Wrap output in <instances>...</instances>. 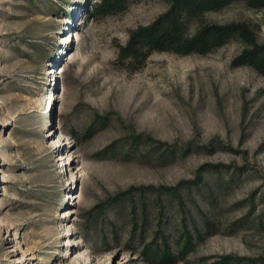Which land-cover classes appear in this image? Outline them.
<instances>
[{"label": "rangeland", "instance_id": "1", "mask_svg": "<svg viewBox=\"0 0 264 264\" xmlns=\"http://www.w3.org/2000/svg\"><path fill=\"white\" fill-rule=\"evenodd\" d=\"M171 0H0V264H264V74L118 58ZM264 42V6L231 0ZM197 26L193 19L189 30Z\"/></svg>", "mask_w": 264, "mask_h": 264}, {"label": "trees", "instance_id": "2", "mask_svg": "<svg viewBox=\"0 0 264 264\" xmlns=\"http://www.w3.org/2000/svg\"><path fill=\"white\" fill-rule=\"evenodd\" d=\"M231 0H171L169 7L151 23L130 31L125 43L118 45V58L142 62L154 50L168 49L176 53H206L231 39H239L245 47L234 56V65L248 64L264 74V42L256 39L254 29L243 21H207L203 13L218 9ZM251 6H264V0H245ZM121 0H102V8H116ZM197 19L193 31L189 25ZM182 254L160 253L158 264H171Z\"/></svg>", "mask_w": 264, "mask_h": 264}]
</instances>
